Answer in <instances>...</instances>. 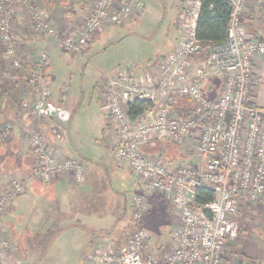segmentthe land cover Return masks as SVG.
Returning <instances> with one entry per match:
<instances>
[{
  "label": "built area",
  "instance_id": "built-area-1",
  "mask_svg": "<svg viewBox=\"0 0 264 264\" xmlns=\"http://www.w3.org/2000/svg\"><path fill=\"white\" fill-rule=\"evenodd\" d=\"M227 1L231 5L227 34L223 40L210 43L203 68H198L194 77H190L189 68L191 58L198 53L196 21L201 0H181L175 19L179 32L175 48L151 71L136 74L131 67L125 68L101 85L102 109L115 132L113 159L128 164L138 185L128 198L132 225L124 244L95 247L85 256L88 264H231L225 257V247L238 236L240 200L264 202V109L250 102L251 87L256 81L253 59L264 55V37L252 38L246 31L248 0ZM252 1L264 5V0ZM21 6L30 12L34 33L54 37L56 28L34 0H0V63L7 69L3 76L7 78L11 72L31 64L26 82L39 89L33 101L24 99L19 105L38 120L25 131L35 156L33 177L48 183L64 175L80 184L86 178L82 162L58 159L47 144L41 119L54 123L47 130L56 140L64 135L59 108L50 103L51 92L45 85L49 54L41 50L34 61H27L28 49L19 48L15 20ZM142 8L140 0H94L85 22L60 37L57 48L63 53H80L97 32L107 26L125 25ZM207 70L217 72L221 78L222 88L215 99L208 98L202 87ZM0 98L5 100L6 93H1ZM181 98H190L194 103L193 115L170 113L169 105ZM136 99L151 106L130 119L128 105ZM12 132L11 122L2 123L0 142ZM164 137L176 143L195 138L198 163L170 169L143 151L149 140ZM199 186L213 189L214 199L204 205L196 203L195 189ZM25 188V182L16 178L4 187L0 184V219ZM152 193L173 198L181 220L173 247L162 255L148 251L150 235L143 227L146 196ZM8 249L7 238L0 235V264H20L19 259H5ZM235 264L252 263L242 258Z\"/></svg>",
  "mask_w": 264,
  "mask_h": 264
},
{
  "label": "crops",
  "instance_id": "crops-1",
  "mask_svg": "<svg viewBox=\"0 0 264 264\" xmlns=\"http://www.w3.org/2000/svg\"><path fill=\"white\" fill-rule=\"evenodd\" d=\"M34 1L43 5L47 0ZM173 1L176 13L172 24L177 35L174 40L169 37V43L166 44L168 53L175 48L179 37L175 19L181 0ZM93 2L94 0H70L69 3L66 0H52L46 5L45 14L56 28L54 37L43 36L45 39H42L31 34L30 12L26 6H21L15 20L18 42L30 49V58L27 61H34L41 50H46L49 54L45 85L51 92L50 103L59 108L58 119L61 121L64 135L62 139L56 140L47 130L54 123L46 118L41 119L46 130L48 147L58 159L74 158L81 161L86 170V178L82 183L74 184L64 175L48 183H42L33 177L35 156L25 131L37 123V118L27 111H22L19 105L24 99L33 101L39 89L26 82L31 64L11 72L12 75L7 78L3 76V81H0L1 93H6L7 98H0V126L9 121L13 124V132L8 139L0 142V184L4 187L13 178L26 184L25 191L14 198L0 219V235L6 237L9 242L5 257L7 261L19 259L20 264H48L52 260V264H88L85 256L95 247L108 244L123 245L126 233L132 225L130 214L128 215L129 202L126 192L137 191L138 183L125 161L116 162L105 152L112 151L115 132L108 118L100 114V111H103V89L98 87L97 111L94 109L95 105L91 104L92 97L85 108L88 109L87 121L92 125L93 132L97 127H100L98 131H101L100 137L95 138L96 148H91L85 137L80 134L77 116V108L80 105H77L78 99L75 101L73 98L71 78H68L67 85L61 87L53 73L54 62H89L88 57L94 46L98 45L106 52L109 43H121L128 39L131 34L128 28L143 12L141 10L127 22L126 29L100 30L80 53L61 52L57 48V40L74 32L85 22ZM244 24L250 37H264V5L248 0ZM202 61L199 54L191 58L190 77H194L198 68H203ZM156 63L144 66L135 63L134 72L142 74L151 71ZM48 68L50 72L47 75ZM210 72L207 70L201 83L205 95L215 99L221 91L222 83L220 85V75L217 72H211L212 76ZM253 75L256 81L251 87L250 102L264 109V55L254 57ZM210 79L212 80L209 81ZM214 79L218 80L219 86H214ZM143 151L157 157L170 169L184 164H196L199 160L195 138H186L180 143L166 137L153 138L144 145ZM96 157L102 161H95ZM85 161L90 162V166H86ZM108 183L110 186L105 187ZM108 188L111 191L106 193ZM174 208L176 209L173 198L159 193L146 196L143 227L150 235L149 250L155 254L162 255L174 245L176 230L181 223L179 212ZM259 231L262 235L259 232L253 235V232L248 230L246 235H239L234 242L231 240L226 243L228 250H225V257L231 264L242 258L252 264H264V233L262 229ZM154 236L153 245L150 241ZM157 247L160 250L156 249Z\"/></svg>",
  "mask_w": 264,
  "mask_h": 264
},
{
  "label": "rangeland",
  "instance_id": "rangeland-1",
  "mask_svg": "<svg viewBox=\"0 0 264 264\" xmlns=\"http://www.w3.org/2000/svg\"><path fill=\"white\" fill-rule=\"evenodd\" d=\"M66 1L69 3L70 0H66ZM140 1L144 3L145 6H143L142 9L143 12L141 16L136 18V20L133 21L134 22L133 25L128 28V31H130L131 33L128 39H125L121 43H109L107 45L106 52L103 51L102 47L98 45L94 46L91 53L89 54L90 56L88 57L89 62L82 61L79 64H75L73 62H63L61 64L58 63L55 64L54 62L55 71L53 73L57 77L59 86L64 87L65 85H67L66 83H68V78H71V82H72L71 92H73L74 100L77 101L78 99L77 105H80L77 108L80 134L83 136V138L85 137V140L87 141V143L90 145L91 148H96L97 145L95 143V138L100 137L101 131H98L100 127H97L96 128L97 130L93 132L92 125L89 124L87 121L88 109L85 108L88 107L89 101L92 97L93 103L91 104L92 106L95 105L94 109L97 111L98 108L97 105H99V103H97L99 102L97 100L98 87L106 83L113 74H116L124 70L125 68H129V67L134 69L135 63L138 64L139 66H144L147 64L153 65L161 57H163L166 53H168L166 44L168 42L169 37L170 39L174 40L177 35L176 30L172 24V21H174V17L176 13L175 10L176 7L173 0H140ZM51 2L52 0H47L45 4L40 6L46 12L47 11L46 8ZM134 26L136 27L134 28ZM123 28L126 29V26L124 25V27L123 26L105 27V29L107 30H118ZM30 30H31V34L34 35L36 38L39 37L45 39V37L34 33L32 29ZM131 36H134L133 37L134 39ZM18 46L21 50H25V49H28V51L30 50L25 45H21L20 42H18ZM5 70H7L5 65L3 63H0V81H3V71ZM47 71H48L47 72L48 75L50 69L48 68ZM209 74L211 75V72ZM211 80L212 79H210L209 81ZM218 80H220V85H221L222 83L221 78H219ZM218 80L214 79L215 87L219 86ZM214 90H216V88ZM207 94L210 95L209 92ZM0 96H1V87H0ZM184 103L187 102L184 99H182V100H178L176 104L182 105ZM80 107H82V109H80ZM100 114L104 115V112L100 111ZM105 152L108 156H110V158L113 159L112 156L113 151L106 150ZM95 161H102V159L96 157ZM84 164L86 166H90V162L85 161ZM39 181L42 182L41 180ZM106 186H110V183L105 184V187ZM125 188H123V190ZM109 191L111 190L108 188V190H106V193ZM132 192L130 191L126 192L128 198ZM247 204L248 202L245 200H240V203L238 204V212H237V220L239 223L238 236L246 235V232H248V230L253 232V235H257L258 232L260 233L259 231L260 229H262L264 233V202L263 203L253 202V203H249V205ZM175 207L176 209L174 208V210H178L179 212V208L176 204ZM130 213H131V208L129 206L128 215ZM260 234L262 235V233ZM238 236L232 241L234 242L235 240H237L239 238ZM154 238L155 236L151 237V241H150V243L153 245L155 244V241H153ZM254 239H258V238H254ZM149 249L150 248L148 247V251L151 252ZM156 249L160 250L159 247H157ZM225 250L226 251L228 250V244L225 247ZM50 255L52 256V252L50 253ZM48 264H52V260Z\"/></svg>",
  "mask_w": 264,
  "mask_h": 264
},
{
  "label": "trees",
  "instance_id": "trees-1",
  "mask_svg": "<svg viewBox=\"0 0 264 264\" xmlns=\"http://www.w3.org/2000/svg\"><path fill=\"white\" fill-rule=\"evenodd\" d=\"M231 14V5L227 0H201L200 10L196 21V38L198 42L197 54L204 59L207 47L210 43L219 42L227 34L228 22ZM184 99L187 103L176 104ZM169 105L171 114L177 116H191L195 105L190 98H181ZM145 106L151 103L136 99L128 105V116L133 119L141 113ZM214 190L207 186H199L195 189L194 201L204 205L214 199ZM249 205V202L248 204Z\"/></svg>",
  "mask_w": 264,
  "mask_h": 264
}]
</instances>
